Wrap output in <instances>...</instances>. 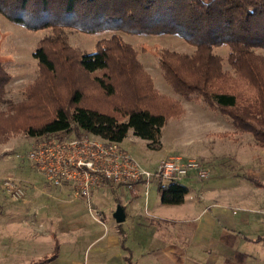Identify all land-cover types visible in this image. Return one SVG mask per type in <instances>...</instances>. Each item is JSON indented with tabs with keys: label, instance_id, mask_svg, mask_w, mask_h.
<instances>
[{
	"label": "trees",
	"instance_id": "trees-1",
	"mask_svg": "<svg viewBox=\"0 0 264 264\" xmlns=\"http://www.w3.org/2000/svg\"><path fill=\"white\" fill-rule=\"evenodd\" d=\"M0 15L28 31L49 30L33 51L37 76L23 101L0 110V135H92L120 144L131 132L147 149L159 150L162 128L183 108L154 88L121 32L173 35L193 47L191 54L159 52L164 81L186 101L201 98L264 146V56L257 53L264 50V0H0ZM65 29L113 34L86 54L68 43ZM219 48L228 50V71L214 52ZM9 80L0 64V106ZM156 187L163 205H181L189 193L181 182ZM57 247L31 264L50 262Z\"/></svg>",
	"mask_w": 264,
	"mask_h": 264
},
{
	"label": "rangeland",
	"instance_id": "rangeland-1",
	"mask_svg": "<svg viewBox=\"0 0 264 264\" xmlns=\"http://www.w3.org/2000/svg\"><path fill=\"white\" fill-rule=\"evenodd\" d=\"M48 34V29L28 31L0 15V64L10 75V80L5 86L3 104L0 106L2 112H6L9 104L23 101L25 86L37 76V64L32 56L33 51L40 39ZM64 34L72 47L86 54H92L95 51V44L101 39L109 38L113 32L84 34L65 29ZM116 34L138 52V59L150 75L154 88L159 93L178 100L183 108L180 116L168 120L162 128L159 150L147 149L146 142L134 138L131 132L122 141V145L119 144L122 150L148 170H154L161 160L168 158H179L183 162L194 161L201 164L207 171V178L198 180L194 177L195 172H191L188 178L181 181V184L195 194L203 188L211 189V187L218 186L220 190L214 191L215 195L209 196L212 198L211 201H216L219 197L227 198L228 195L238 193L237 190L246 194L252 187L253 193L249 194L250 199L248 200L256 201V203L263 202L262 190L254 187L248 178L264 185V146H258L251 134L237 129L230 119L217 110L210 109L201 98L193 96L190 101H186L175 94L162 77V71L158 65V54L161 50L191 54L193 47L173 35H129L121 32ZM214 52L222 58L223 68L228 71L229 67L226 63L228 50L219 48ZM257 53L264 56V50H258ZM34 140L23 133L0 135V205H3V207L0 206L1 239L3 236L19 234L21 230L19 226L20 209L42 201L40 195L36 198L35 193H30L33 187L42 188L44 185L46 188H51L44 177L31 167L26 158ZM14 185H19L24 192L20 199H14L12 196ZM145 188L146 186L138 184L129 188L123 187L117 193L105 188L98 204L106 214L112 215L121 202H128L132 197L133 207L137 208V212H141L142 217H145ZM147 188L150 193V203H156L151 210L166 214L170 213L171 208H175V206L161 204L154 181H151ZM26 189L31 191L27 192ZM134 191L142 195L134 197L132 196ZM33 198L38 201L35 202ZM65 200L82 201L72 199V197ZM230 200L237 201L233 198ZM84 204L88 209V204ZM92 214L97 221L101 220L100 214L93 209ZM39 217L33 222L36 223ZM48 229H51V225ZM104 229L103 226L100 228L102 233ZM15 245L18 246V243L15 242ZM6 259L7 255L0 245V264H5Z\"/></svg>",
	"mask_w": 264,
	"mask_h": 264
},
{
	"label": "crops",
	"instance_id": "crops-1",
	"mask_svg": "<svg viewBox=\"0 0 264 264\" xmlns=\"http://www.w3.org/2000/svg\"><path fill=\"white\" fill-rule=\"evenodd\" d=\"M123 187L127 188L105 185L94 190L91 211L83 200L84 203L65 200L75 199L72 185L26 189L36 198L40 195L42 203L20 209L19 234L0 238L7 255L4 263L31 264L52 255L57 244V256L46 264H264V187H256L263 194V202L259 203L248 200L252 187L246 194L237 190L238 193L216 201H211L210 195L220 190L218 186L203 188L197 194L189 189L184 202L166 214L151 210L156 203H150L147 188L146 218L133 207L131 197L119 204L125 220L116 224L98 203L105 188L117 193ZM133 193L134 197L142 195ZM187 198L192 203H187ZM115 202L118 203L116 199ZM92 209L101 220L93 217Z\"/></svg>",
	"mask_w": 264,
	"mask_h": 264
},
{
	"label": "built area",
	"instance_id": "built-area-1",
	"mask_svg": "<svg viewBox=\"0 0 264 264\" xmlns=\"http://www.w3.org/2000/svg\"><path fill=\"white\" fill-rule=\"evenodd\" d=\"M26 158L48 185L63 187L71 184L74 187L73 197L85 201L89 211L91 193L106 183L129 188L139 182L147 190L151 181L165 184L181 182L191 172H195L194 177L198 180L208 176L201 164L183 162L179 158L161 160L154 170H148L122 150L119 144L92 135L37 138ZM23 193L19 185L13 186L14 199H20Z\"/></svg>",
	"mask_w": 264,
	"mask_h": 264
},
{
	"label": "water",
	"instance_id": "water-1",
	"mask_svg": "<svg viewBox=\"0 0 264 264\" xmlns=\"http://www.w3.org/2000/svg\"><path fill=\"white\" fill-rule=\"evenodd\" d=\"M112 218L116 224H121L125 220V214L121 206H117L115 211L112 214Z\"/></svg>",
	"mask_w": 264,
	"mask_h": 264
}]
</instances>
